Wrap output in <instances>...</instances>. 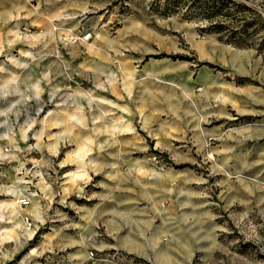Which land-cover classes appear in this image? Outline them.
<instances>
[{"label":"rangeland","instance_id":"rangeland-1","mask_svg":"<svg viewBox=\"0 0 264 264\" xmlns=\"http://www.w3.org/2000/svg\"><path fill=\"white\" fill-rule=\"evenodd\" d=\"M56 1L0 0V264H264V0Z\"/></svg>","mask_w":264,"mask_h":264},{"label":"crops","instance_id":"crops-1","mask_svg":"<svg viewBox=\"0 0 264 264\" xmlns=\"http://www.w3.org/2000/svg\"><path fill=\"white\" fill-rule=\"evenodd\" d=\"M36 1L38 3V5L41 3L43 4L44 0H33ZM63 2V4L61 5V3ZM82 0H57L53 7L55 8L57 5H61L62 8H65L66 11H71L73 12V10L76 9L77 5H81ZM76 5V6H75ZM51 9V8H50ZM61 16V15H60ZM71 15L70 14H65L62 15V17L64 19L69 18ZM203 74H201L200 79H204L206 78V73L205 71L202 72ZM215 90V87H212L210 90H208L210 93ZM155 94L157 97H164L166 98L168 96L167 93L163 94V90H155ZM196 97H194V105H193V111H192V115L190 117H192V122L195 124H199V125H203L205 123H207L209 120L211 121H217V123L214 125H221L222 123H224V120L228 119L229 117L226 115V111L228 109H231L230 107H228L227 103L224 102H220V101H214L212 99V95L210 94H206V93H196ZM183 115H187L180 113L178 116H180V118H183ZM220 120L222 122H220ZM203 134V133H202ZM206 135L208 134H203L201 136V138H205L207 137ZM211 135H208V137H210ZM228 141V139H226Z\"/></svg>","mask_w":264,"mask_h":264},{"label":"built area","instance_id":"built-area-1","mask_svg":"<svg viewBox=\"0 0 264 264\" xmlns=\"http://www.w3.org/2000/svg\"><path fill=\"white\" fill-rule=\"evenodd\" d=\"M78 39L80 41H87V40H89L90 39V32H81L78 35ZM23 223H24L26 229H29L30 227H32L31 221L29 220V218L27 216H24L23 217ZM89 256L92 257L93 256V253L92 252H89Z\"/></svg>","mask_w":264,"mask_h":264}]
</instances>
